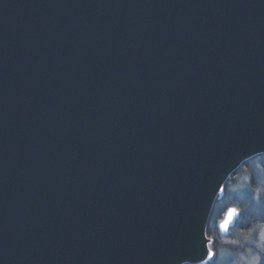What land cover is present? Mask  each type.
<instances>
[{
    "label": "water",
    "instance_id": "1",
    "mask_svg": "<svg viewBox=\"0 0 264 264\" xmlns=\"http://www.w3.org/2000/svg\"><path fill=\"white\" fill-rule=\"evenodd\" d=\"M261 155L264 0H0V264H206Z\"/></svg>",
    "mask_w": 264,
    "mask_h": 264
},
{
    "label": "rangeland",
    "instance_id": "2",
    "mask_svg": "<svg viewBox=\"0 0 264 264\" xmlns=\"http://www.w3.org/2000/svg\"><path fill=\"white\" fill-rule=\"evenodd\" d=\"M264 156V155H261ZM255 161L250 164L249 168L250 173L248 176L246 172H240L238 175L233 176L229 183L224 189L223 187V199L227 198L224 201L225 208L234 207L235 197L238 195H243L241 205L245 208H253V211L256 213L253 216H258L261 213V208L264 213V161L258 156L255 157ZM253 177V186L251 185V178ZM225 186V184H224ZM250 192V196H244L245 193ZM217 202V201H216ZM215 202V203H216ZM236 203V202H235ZM249 210V208H248ZM250 211V210H249ZM212 264H264V228L261 229L259 236L256 238L255 242H251L246 246H238L234 244L232 240L225 241L224 245L221 246L216 252L215 258L211 262Z\"/></svg>",
    "mask_w": 264,
    "mask_h": 264
},
{
    "label": "flooded vegetation",
    "instance_id": "3",
    "mask_svg": "<svg viewBox=\"0 0 264 264\" xmlns=\"http://www.w3.org/2000/svg\"><path fill=\"white\" fill-rule=\"evenodd\" d=\"M252 159H250L249 161H251ZM255 160H252V161L254 162ZM249 161H247L246 163H248ZM241 172H244V171H241ZM245 174L248 176L247 172ZM249 177H250V175H249ZM250 178H251V185L253 186V182H254L253 180L254 179L252 176ZM252 186L250 188V191L244 194V196L247 194V196H245V198L250 196V192L252 191ZM223 196H224V194H223ZM222 199H223V197L218 201H221ZM235 199H236L235 200L236 203L234 202V204H236V205H233L234 207H232V208H234L237 211L238 215H237V218H236L233 226L230 227L229 229H227L226 234L224 236L221 235L220 230L218 228V225L223 220V217H224L225 213L227 212V210L231 207L224 208L223 211L217 215L213 216L212 212L210 214L209 221H208L207 228H206V235H207L208 239L211 240V245L209 246V248L212 251L213 255H212V258L210 259V261H208L206 264H212L211 262L215 258L216 252L218 251V249L221 246L224 245L225 241L232 240L234 242V244H237L240 247L246 246L247 244H249L251 242L254 243L256 238L259 236L261 229L264 228L263 209L261 208L260 216H258V218H256V216H253V214L256 213V211H253V208H250V207L244 208V206H241V201L243 199L242 194L236 196ZM248 208L250 211L248 210ZM246 209L248 212L251 213V219H253L251 224L246 222V215L248 213V212H246ZM259 218L262 222L260 220H259V222H256V220Z\"/></svg>",
    "mask_w": 264,
    "mask_h": 264
},
{
    "label": "trees",
    "instance_id": "4",
    "mask_svg": "<svg viewBox=\"0 0 264 264\" xmlns=\"http://www.w3.org/2000/svg\"><path fill=\"white\" fill-rule=\"evenodd\" d=\"M259 158H261V159L264 160V156H258V159H259ZM252 160H255V157H254ZM252 160L249 161L248 163L243 164L242 166H240L241 168L239 167L238 170L235 171V172L229 177V179H228L227 182L225 183L224 189H226V187H227V185H228V183H229V180H230L233 176L238 175L239 172H241V171H246L248 174L250 173L249 168H251L250 164L253 162ZM261 163H264V161H262ZM262 165H264V164H262ZM252 190H254V189H252ZM226 199H227V198H224V199H222L221 201H217V202L214 204L213 209H212V214H213V216H214V215H217V214H219V213H221V212L223 211V209L225 208L224 201H225ZM230 205H236V204L233 203V204H230ZM241 206H243V205H241ZM244 208H245V207H244ZM246 212H248L247 209H246ZM259 216H260V215H259ZM259 220H260V218L257 219L256 222H259ZM252 221H253V219H251V213L248 212L247 215H246V222L249 223V224H251ZM260 221H261V220H260ZM261 222H262V221H261ZM210 224H211V223H210ZM258 224H259V223H258Z\"/></svg>",
    "mask_w": 264,
    "mask_h": 264
},
{
    "label": "snow or ice",
    "instance_id": "5",
    "mask_svg": "<svg viewBox=\"0 0 264 264\" xmlns=\"http://www.w3.org/2000/svg\"><path fill=\"white\" fill-rule=\"evenodd\" d=\"M209 255H211V254H209Z\"/></svg>",
    "mask_w": 264,
    "mask_h": 264
}]
</instances>
